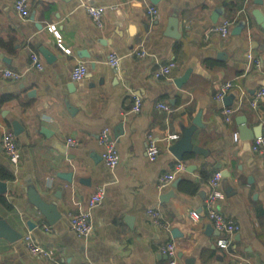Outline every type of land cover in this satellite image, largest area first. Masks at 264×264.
Masks as SVG:
<instances>
[{"label":"crops","instance_id":"1","mask_svg":"<svg viewBox=\"0 0 264 264\" xmlns=\"http://www.w3.org/2000/svg\"><path fill=\"white\" fill-rule=\"evenodd\" d=\"M14 2L0 0V180L7 183L0 190L7 201L0 202V215L22 236L12 241L0 230V264H169L158 245L171 240L178 264H264V152L253 150L257 137H241L238 120L245 116L250 133L262 126L264 134V100L258 108L249 105L264 86V25L258 20L264 0H31L27 18L17 14ZM86 4L102 7L101 26ZM150 6L159 10L156 19ZM175 13L178 38L166 34ZM225 21L231 22L227 37L211 30ZM140 46L147 56L132 53ZM42 47L56 58L48 61ZM34 51L43 69L32 66ZM111 53L122 57L118 68L108 62ZM170 60L177 62L172 75L155 78L158 64ZM81 61L88 71L75 81L72 69ZM5 68L22 78H5ZM189 68L178 87L175 79ZM234 79L246 95L227 121L225 107L237 104L239 90L229 94L230 105L216 93ZM136 96L143 99L138 113L132 112ZM160 102L172 111L158 107ZM198 113L203 125L192 142L208 152H188L180 160L162 138H180ZM14 122L23 127L19 134ZM104 128L116 137L121 155L114 169L102 156ZM5 130L17 136V165L4 150ZM149 135L161 138L155 160L147 150ZM178 161L186 169L173 181L179 180L177 186L160 190L159 176ZM217 171L223 173L219 208L240 225L232 236L218 231L207 215L208 181ZM98 186L106 193L93 210L94 232L81 237L70 216L87 208ZM169 191L174 194L162 201ZM34 196L56 202L61 217L50 223ZM150 207L161 209L169 229L151 220ZM28 233L53 251V259L29 251L23 240ZM223 238L228 248L219 246Z\"/></svg>","mask_w":264,"mask_h":264},{"label":"built area","instance_id":"2","mask_svg":"<svg viewBox=\"0 0 264 264\" xmlns=\"http://www.w3.org/2000/svg\"><path fill=\"white\" fill-rule=\"evenodd\" d=\"M86 9L93 19V21L101 26L102 25V16L103 9L102 7H98L95 5L86 4ZM31 0H15L14 8L17 14L22 18H27L30 14ZM149 13L156 19L159 13V10L155 6L149 7ZM231 22L225 21L222 24L215 25L211 30L219 32L223 37H227L230 34ZM132 53H135L139 57H145L148 55V51L145 47L140 46V48L135 49ZM121 56L116 53H111L109 56L108 62L115 68H118L121 63ZM32 66L37 69H43L44 60L42 56L37 52L31 53ZM253 64L257 68H261L262 62L259 59L253 60ZM177 67V62L175 60H170L168 62L159 63L157 68L154 71L155 78H167L172 75L173 70ZM88 71L87 63L81 61L77 63L72 69V78L75 81H79L83 79ZM2 75L7 79L18 80L21 79L23 73L5 68L2 70ZM238 102L233 106L225 107V115L227 121H231L232 113L238 110L244 103V98L246 95V91L241 87L238 79L230 80L221 85L220 89L216 93V98L219 100H223L226 96L231 94L232 92H238ZM264 100V86L258 89L250 98L249 105L252 108H258L260 102ZM143 99L140 96L135 97L134 105L132 107V112L138 113L142 109ZM158 107L164 109L168 113L172 111L171 105L160 102L158 103ZM240 138L239 132H234V139L238 140ZM166 141L167 146H170L175 140L179 139V135L177 133L169 134L162 138ZM161 138H156L153 135H149L148 138V154L151 160H155L160 151ZM2 143L4 150L8 157L14 164H19L20 162V149L17 141V136L12 130H5L2 136ZM69 143L71 145L76 144V141L73 139H69ZM99 143L104 147L102 156L105 163L112 169L116 168L120 161L121 155L117 145V139L114 137L110 129L104 128L99 137ZM253 150L258 153L264 152V134L259 135L253 144ZM186 169V163L184 161H178L174 167L166 172L158 178V188L163 190L169 187L176 177ZM223 178V173L221 171L215 172L208 181L210 191L208 196L206 197L205 204L207 208V215L210 219L213 226L220 232L226 233L228 236L234 235L236 232L240 230V225L236 221L227 217L223 211L219 208V198L221 196L220 191L218 190V186ZM105 187L98 186L92 195L89 198L88 206L85 209H80L75 214H71L70 216V225L71 228L81 237L88 238L94 232V221H93V210L101 205L105 198ZM151 220L157 224L162 225L169 229L170 224L165 220L161 209L157 207H150L147 211ZM192 216L196 219L200 218V213L196 211H192ZM47 230H50V227H46ZM26 247L29 251L35 255L40 257L53 259V251L46 248L45 246L38 243L31 233H28L23 238ZM229 239L223 238L219 240L218 244L222 248H228ZM159 250L161 252L166 253L170 257L169 264H178L177 259V244L174 240L168 241L167 243H161L158 245ZM243 260L240 261V264H243Z\"/></svg>","mask_w":264,"mask_h":264},{"label":"water","instance_id":"3","mask_svg":"<svg viewBox=\"0 0 264 264\" xmlns=\"http://www.w3.org/2000/svg\"><path fill=\"white\" fill-rule=\"evenodd\" d=\"M254 13L256 15L259 14L258 12H254ZM259 17L260 18L258 20L264 25V17L263 16H259ZM38 26L41 27L42 25L40 24ZM166 34L169 36H173L175 38H178L180 36L179 35L180 34L179 17L177 16L176 13L169 19V25L167 27ZM41 51L48 61H52L56 58V56L53 53H51V51H49L48 49L44 47L41 48ZM191 72H192V69L189 68L185 71V73L182 76L177 77L175 79V82L178 85V87L183 86V84L188 80ZM224 101L227 105H230L232 102V96H229V95L226 96L224 98ZM238 120H239V123L241 124V132H242L241 137L243 139H253L262 134V126L260 127L259 130L254 129L253 133H250L248 131L245 125L246 124L245 116H241ZM14 125H15V133L19 134L23 130V127H21V125H19L18 122H14ZM202 125L203 123L201 119V113H198L195 119L193 120V125L185 129L184 134L179 139L175 140L169 146L170 151L178 159L182 160L184 158V155L188 152H194L198 154H206L208 152L204 147L196 145L192 142V136H193L195 129L198 126H202ZM225 176H227V174ZM178 181L179 180L173 183L174 187L177 186ZM6 189H7V183L5 181L0 180V190L5 191ZM173 194H174V191H169L167 193L162 194L160 196V199L163 201L167 199L168 197L172 196ZM32 199H33V202L36 204L37 209L45 215V217L50 223H55L61 217V213L57 208L56 202L48 203L39 196H34ZM0 230H1V233L5 237H7L8 239L12 241L17 240L21 238L22 236L21 233L12 229L11 226L7 223V221L3 219L1 215H0Z\"/></svg>","mask_w":264,"mask_h":264},{"label":"trees","instance_id":"4","mask_svg":"<svg viewBox=\"0 0 264 264\" xmlns=\"http://www.w3.org/2000/svg\"><path fill=\"white\" fill-rule=\"evenodd\" d=\"M3 176H5V177H8V178H11L12 177V175L11 174H5V175H3ZM197 187H195L194 188V190L196 189ZM0 202L1 203H6L7 201H6V199L2 196H0Z\"/></svg>","mask_w":264,"mask_h":264}]
</instances>
